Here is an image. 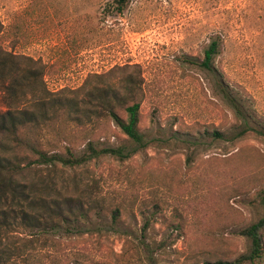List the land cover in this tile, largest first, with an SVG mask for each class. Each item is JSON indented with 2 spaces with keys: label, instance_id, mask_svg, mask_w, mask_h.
<instances>
[{
  "label": "rangeland",
  "instance_id": "1",
  "mask_svg": "<svg viewBox=\"0 0 264 264\" xmlns=\"http://www.w3.org/2000/svg\"><path fill=\"white\" fill-rule=\"evenodd\" d=\"M0 22V48L44 66L42 89L24 87L13 98L0 85V113L43 89L54 95L87 84L122 96L118 81L134 70L108 72L136 65L148 141L133 151L96 95H79L81 125L56 124L72 152L88 153L90 142L129 154L44 173L54 186L39 193L48 210L32 235H15V264H204L245 253L238 232L264 209V138L229 141L240 121L220 94L264 131V0H127L121 13L114 0H0ZM212 42L208 72L199 63ZM52 138L46 131L44 145ZM61 203L64 214L71 206L66 222L55 210Z\"/></svg>",
  "mask_w": 264,
  "mask_h": 264
},
{
  "label": "trees",
  "instance_id": "2",
  "mask_svg": "<svg viewBox=\"0 0 264 264\" xmlns=\"http://www.w3.org/2000/svg\"><path fill=\"white\" fill-rule=\"evenodd\" d=\"M114 2L115 9L121 13L127 0H114ZM1 31L0 22V33ZM216 55L217 43L212 42L204 51L203 59L199 63L200 69L210 72ZM22 64L23 66H19ZM127 69H133L135 73H125L118 81V89L122 91V96L117 95L114 88L89 89L91 87L87 84L74 90L61 89L54 95L47 94L48 92L43 89L45 96L27 102L23 108L0 113V264H15L13 258L17 253L13 242L15 235L26 233L32 235L38 228L36 227L40 218L38 215L48 210L49 205L39 193L41 190L52 191L54 186L44 181V173L49 176L59 169L71 170L107 154L118 158H124L129 154H124L123 147L99 151L90 142L86 146L88 153L75 155L72 152L69 134L62 132L61 128H56V124L81 125L79 95H96L95 103L105 111L106 117L113 122L119 133L132 143L133 151L147 146L148 141L139 129L141 76L137 66L116 67L108 73ZM43 77L44 66L40 61L6 52L0 48V85L4 86L5 92L11 97L22 94L23 92L17 91L21 89L24 91V87H28V92H33L37 88L42 89ZM95 77L102 76L95 75ZM65 94H72L73 97H66ZM56 95L63 96L53 98ZM220 95L240 121L238 130L232 134L229 141L242 139L247 135L264 138V131L249 126L243 112L225 90H221ZM119 113H122V116ZM46 131L53 137L52 142L47 146L43 143ZM213 137L219 140L226 139L223 134L217 132L213 133ZM260 204H263L262 199ZM62 205V203L55 205V210L61 222H66L67 217L63 215L70 216L71 206L67 207L68 211L64 214ZM84 215L87 219L86 212ZM119 218L120 211L113 210L111 225L117 226ZM148 226L149 220H146L142 230L145 231ZM238 236L246 243L244 254L234 261L204 264H255L264 254V209L254 223L238 232Z\"/></svg>",
  "mask_w": 264,
  "mask_h": 264
}]
</instances>
